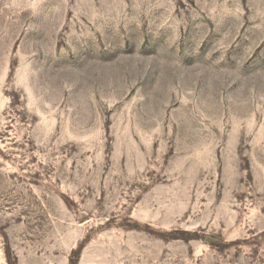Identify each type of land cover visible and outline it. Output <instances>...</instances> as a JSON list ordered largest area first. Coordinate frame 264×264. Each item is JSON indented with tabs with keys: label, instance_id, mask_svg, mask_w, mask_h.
<instances>
[{
	"label": "rangeland",
	"instance_id": "374dc122",
	"mask_svg": "<svg viewBox=\"0 0 264 264\" xmlns=\"http://www.w3.org/2000/svg\"><path fill=\"white\" fill-rule=\"evenodd\" d=\"M0 264H264V0H0Z\"/></svg>",
	"mask_w": 264,
	"mask_h": 264
}]
</instances>
